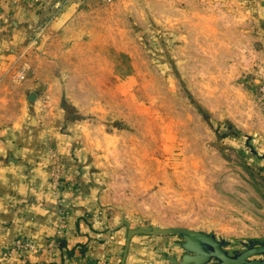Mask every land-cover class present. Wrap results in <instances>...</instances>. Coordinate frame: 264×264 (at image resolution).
Wrapping results in <instances>:
<instances>
[{"label":"rangeland","instance_id":"374dc122","mask_svg":"<svg viewBox=\"0 0 264 264\" xmlns=\"http://www.w3.org/2000/svg\"><path fill=\"white\" fill-rule=\"evenodd\" d=\"M217 3L240 6L89 1L79 20L90 24L69 35L91 37L90 50L62 62L71 75L60 82L81 108L75 119L86 118L79 136L110 215L133 228L213 231L233 249L264 240V159L246 145L250 135L264 152V26L206 11ZM161 236L178 247L177 235Z\"/></svg>","mask_w":264,"mask_h":264},{"label":"crops","instance_id":"0c3cea01","mask_svg":"<svg viewBox=\"0 0 264 264\" xmlns=\"http://www.w3.org/2000/svg\"><path fill=\"white\" fill-rule=\"evenodd\" d=\"M89 1L0 0V109L14 110L12 118L0 117V264H116L121 255L126 218L107 211L79 136L86 118L75 119L81 108L60 82L71 75L62 62L90 50L91 37L69 35L90 24L79 20ZM237 1L204 7L249 13L264 26V0ZM17 87L27 98L19 113ZM58 230L66 245L50 249ZM18 240L32 248H18ZM169 251L181 253L172 238L134 235L125 264H166Z\"/></svg>","mask_w":264,"mask_h":264},{"label":"water","instance_id":"95a60500","mask_svg":"<svg viewBox=\"0 0 264 264\" xmlns=\"http://www.w3.org/2000/svg\"><path fill=\"white\" fill-rule=\"evenodd\" d=\"M30 100L35 95L29 96ZM250 135H246V145L255 156L264 159V152L259 154L250 142ZM126 228V235L118 264H125L130 240L134 235H177L180 238L178 248L181 253H163L166 264H264V240L239 241V247L229 249V240L217 237L213 231L195 230L182 226L165 227H129L126 220H122Z\"/></svg>","mask_w":264,"mask_h":264},{"label":"built area","instance_id":"2783aa9c","mask_svg":"<svg viewBox=\"0 0 264 264\" xmlns=\"http://www.w3.org/2000/svg\"><path fill=\"white\" fill-rule=\"evenodd\" d=\"M19 78L22 79L23 76L21 75V76H19ZM260 90H261L262 96H264V86H263ZM58 177H59V171H58V166H57V168H56V170L54 171V174H53L54 182H57ZM57 183H58V182H57ZM60 233H61V231L58 230L56 237H60V236H61ZM16 246H17L18 248H23V249L32 248V246H31L30 244H28V243H26V242H24V241H21V240H18V241L16 242ZM56 246H57V243H56L55 238H54V239H51V241L48 243V247H49L50 249H52V248H54V247H56ZM66 258H67V257H66L65 255H63V260H65ZM96 264H107V263H106V260H100V261H98Z\"/></svg>","mask_w":264,"mask_h":264},{"label":"trees","instance_id":"16d2710c","mask_svg":"<svg viewBox=\"0 0 264 264\" xmlns=\"http://www.w3.org/2000/svg\"><path fill=\"white\" fill-rule=\"evenodd\" d=\"M56 243H57V247L58 248H63L66 244H65V240L63 237H56ZM68 254L70 255L71 254V251H68ZM119 259H120V256H119ZM119 260L116 262V264H118Z\"/></svg>","mask_w":264,"mask_h":264}]
</instances>
